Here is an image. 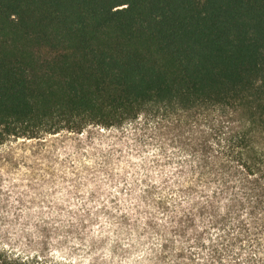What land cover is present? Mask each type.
<instances>
[{
	"label": "trees",
	"instance_id": "obj_1",
	"mask_svg": "<svg viewBox=\"0 0 264 264\" xmlns=\"http://www.w3.org/2000/svg\"><path fill=\"white\" fill-rule=\"evenodd\" d=\"M19 140L0 162L39 214L157 238L156 264H264V0H0Z\"/></svg>",
	"mask_w": 264,
	"mask_h": 264
},
{
	"label": "rangeland",
	"instance_id": "obj_2",
	"mask_svg": "<svg viewBox=\"0 0 264 264\" xmlns=\"http://www.w3.org/2000/svg\"><path fill=\"white\" fill-rule=\"evenodd\" d=\"M86 135V132L62 133L47 138L64 149L74 144L75 138ZM39 145L38 140L8 142L0 147V153L6 155L12 148L16 155L29 154L30 149L36 150ZM23 170L20 167L15 171L6 162H0L1 258L9 256L44 264H156L147 256L152 255L151 248L158 242L157 238L116 234L105 217L92 216L94 219L81 221L64 214L41 215L39 203L18 202L16 194L23 190L13 189L9 179L19 180Z\"/></svg>",
	"mask_w": 264,
	"mask_h": 264
}]
</instances>
